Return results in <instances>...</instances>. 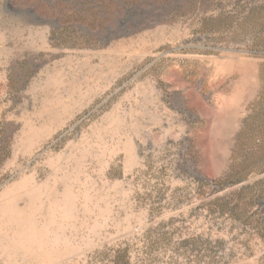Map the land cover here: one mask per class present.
Wrapping results in <instances>:
<instances>
[{"label":"rangeland","instance_id":"1","mask_svg":"<svg viewBox=\"0 0 264 264\" xmlns=\"http://www.w3.org/2000/svg\"><path fill=\"white\" fill-rule=\"evenodd\" d=\"M0 264H264V0H0Z\"/></svg>","mask_w":264,"mask_h":264}]
</instances>
